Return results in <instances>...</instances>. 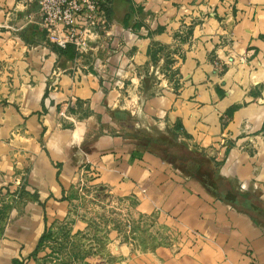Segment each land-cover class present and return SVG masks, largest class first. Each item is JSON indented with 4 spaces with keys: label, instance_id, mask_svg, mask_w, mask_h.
Here are the masks:
<instances>
[{
    "label": "crops",
    "instance_id": "1",
    "mask_svg": "<svg viewBox=\"0 0 264 264\" xmlns=\"http://www.w3.org/2000/svg\"><path fill=\"white\" fill-rule=\"evenodd\" d=\"M105 3L110 29L69 58L49 47L37 0H0V264H32L41 233L66 215L82 168L136 194L141 211L157 210L186 239L168 264H264V209L219 199L130 133L144 127L143 111L167 127L180 121V138L264 203V0ZM184 28L187 38H176ZM126 41L118 87L117 46ZM101 42L112 49L107 58ZM154 44L181 45L177 89L152 72L159 93L142 91ZM96 56L101 72L86 68ZM116 108L133 119L112 117Z\"/></svg>",
    "mask_w": 264,
    "mask_h": 264
},
{
    "label": "rangeland",
    "instance_id": "2",
    "mask_svg": "<svg viewBox=\"0 0 264 264\" xmlns=\"http://www.w3.org/2000/svg\"><path fill=\"white\" fill-rule=\"evenodd\" d=\"M188 34L189 30L184 28L176 38L182 40ZM154 47L152 55L148 52L149 59L142 73H162V80L155 81L162 82L164 78L169 86L177 89L179 68L174 63L176 55L182 54L181 45L154 44L151 50ZM93 65L86 68L94 71L97 65ZM159 91L152 85L148 88L149 93ZM140 116L143 126L149 130L166 132L169 128L162 125L163 117L146 111ZM115 188L109 181L98 178L95 169L82 168L69 188L66 215L48 224V234L32 257V264H168L170 256L178 255L183 241L179 232L165 224L157 210L141 211L136 194Z\"/></svg>",
    "mask_w": 264,
    "mask_h": 264
},
{
    "label": "trees",
    "instance_id": "3",
    "mask_svg": "<svg viewBox=\"0 0 264 264\" xmlns=\"http://www.w3.org/2000/svg\"><path fill=\"white\" fill-rule=\"evenodd\" d=\"M102 8L106 13L105 0L101 2ZM49 47L66 57H74L76 51L74 45L67 43L64 47L57 45L55 42L49 41ZM154 47L148 49V52L152 55ZM152 74H145L142 77V91L148 94V88L152 79ZM235 106V105H234ZM231 106L227 113L234 108ZM111 116L117 120L128 121L133 119L128 110L114 109L110 111ZM156 129L149 130L144 127L131 128L130 133L137 139V143L149 151L155 152L165 159L169 160L171 164L179 169L182 173L195 177L204 186L208 185L215 190L217 197L221 200L229 201L243 210L255 211L262 213L264 209V203L260 201L258 194L244 191L239 188L238 183L232 178H228L219 173V162L215 160L213 156L206 155V153L199 148L196 144H191L189 141L180 138L181 133L186 134L182 128L180 121L176 120L174 124L167 128L166 132ZM186 136V135H185ZM70 198V193L65 195ZM48 234V227L44 229L38 238L36 246L32 251V255L35 256L41 243Z\"/></svg>",
    "mask_w": 264,
    "mask_h": 264
},
{
    "label": "built area",
    "instance_id": "4",
    "mask_svg": "<svg viewBox=\"0 0 264 264\" xmlns=\"http://www.w3.org/2000/svg\"><path fill=\"white\" fill-rule=\"evenodd\" d=\"M102 0H37L38 10L41 15V26L45 29L49 41L64 47L67 43L74 45L77 56H81L89 49L88 41L101 40L108 29L109 22L101 4ZM130 38H135V32L129 28L126 30ZM121 47V46H124ZM118 45L119 64L115 69L116 79L114 83L122 87L124 82L121 78L123 71L122 61L125 52L130 48V42ZM101 50L107 58L112 49L100 43ZM96 70L101 72L105 67L103 57H94Z\"/></svg>",
    "mask_w": 264,
    "mask_h": 264
}]
</instances>
